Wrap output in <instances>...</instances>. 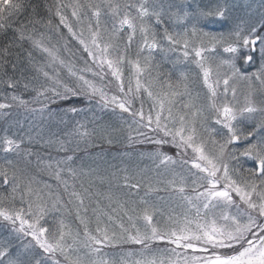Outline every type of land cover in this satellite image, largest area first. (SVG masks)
Masks as SVG:
<instances>
[{
    "label": "snow or ice",
    "instance_id": "obj_1",
    "mask_svg": "<svg viewBox=\"0 0 264 264\" xmlns=\"http://www.w3.org/2000/svg\"><path fill=\"white\" fill-rule=\"evenodd\" d=\"M54 7L59 24L92 62L83 71L92 72L101 81L110 75L119 95L109 96L103 87L78 74L43 43V35H27V26L22 24L17 29L20 39L27 38L46 53L49 66L59 63L75 78L69 86L55 69L49 72L38 66L37 79L42 77L39 86L26 83L25 89L32 87L33 100L40 103L41 111L51 104L82 97L88 103L96 100L103 107L128 113L141 137L134 142L150 145L146 154L156 169L171 177L157 180L155 186L149 182L147 191H160L163 185L183 211L165 214L151 200L141 199L120 207L129 226L121 223L119 232L101 227V216L106 215L101 211L93 231L80 214L84 198L73 189L70 197L75 201L70 198L68 203L76 204V218L83 231H73L63 219L57 223L53 218L49 224V214L60 211L63 202L57 197L49 203L33 188L32 179L5 155V163L0 165V219L11 225L18 239L30 237L22 243L25 251L42 250L34 264H264V96L259 102L254 98L256 91L264 92V16L258 23H237L227 32L216 33L205 30L202 21L228 19L227 7L220 4L189 11L187 6L170 3L167 12L150 5L148 0H57ZM23 11L21 0H0V31L13 27V18ZM51 25L50 19L48 26ZM173 25L182 27L177 31ZM55 31L59 33V26ZM137 36L136 57L130 58L129 49ZM177 52L180 55L172 61L174 66L189 63L199 69L207 88L206 104L197 102L198 95L192 96L183 73L181 80L173 83L171 74L160 71L154 54ZM257 55L259 68L250 74L242 72L238 62L242 61V66L254 65ZM239 81L249 86L243 103L237 97L235 85ZM257 81L259 88H254ZM5 83L8 88L17 86L12 80ZM145 95L151 102L147 113ZM138 99L140 107L134 109ZM11 100L18 106H29L15 94ZM11 107L13 104L0 102V110ZM66 111L76 113L81 109L69 106ZM77 135L87 138L83 125ZM21 143L4 135L0 137V153L19 154ZM165 146L176 149L175 156L165 152ZM64 159L71 161L72 156ZM178 169H186L196 178L189 183L184 171ZM68 171L72 173L71 168ZM55 175L60 179L59 170ZM124 181L130 190L142 187L135 177L126 175ZM64 186L67 192V181ZM108 220H112L110 215ZM140 220L144 222L142 227L135 223ZM128 244L141 246L139 259L112 261L98 255L106 247ZM154 244L163 246L159 254L152 250ZM12 247L10 240L0 242V264H33L32 259H22L20 252L13 253Z\"/></svg>",
    "mask_w": 264,
    "mask_h": 264
},
{
    "label": "rangeland",
    "instance_id": "obj_2",
    "mask_svg": "<svg viewBox=\"0 0 264 264\" xmlns=\"http://www.w3.org/2000/svg\"><path fill=\"white\" fill-rule=\"evenodd\" d=\"M30 1H28V4ZM35 1L37 2V0ZM45 1H47L46 4L48 6H45L37 16V18L43 19L44 22L41 20L28 23V21L26 23V34L35 38H40L43 35V43L56 51V54L66 64H71L78 74L82 73L85 78L92 80L98 87H103L109 96L113 94L119 95L118 88L110 75L101 81L98 77H94L92 72L83 71L86 66L92 65L91 60L83 52L82 46L72 39L67 29L59 24L58 17L54 15V6L57 2L51 3V0ZM61 1L62 3L69 2V0ZM82 2H85V0H82ZM96 2H99V0H96ZM120 2L136 3L138 0H120ZM148 3L157 8H163L165 12L168 11L170 3L187 6L189 11H196L197 7L201 9L214 8L217 4L226 6L228 9V19L209 18L212 22L202 21L205 30L216 33L227 32L237 23H258L261 17L264 16V0H148ZM50 8L51 11L49 10ZM28 10L26 7L22 13L24 16L23 23H25L26 19H34L30 17L29 12L27 14ZM68 14L70 17V10ZM50 19L52 25L48 26ZM165 22H168L167 16H165ZM73 24H75L74 21ZM56 26H59V33L55 31ZM76 27L78 28V26ZM173 27L179 31L182 26L173 25ZM6 35L14 36L19 43L16 46L18 60L24 61L25 64L22 66L21 73L13 75H16L21 82L24 83L29 77L36 79L38 73L35 71V68L42 66L49 72L55 69L59 72L61 79L68 83L69 86L75 83V78L69 76L66 68L61 67L59 63L49 66L50 58L47 54L36 49L27 38L20 39L17 30L9 28L6 31ZM126 40L127 37L125 36V42ZM138 41L139 37L137 36L129 49L130 58L136 57ZM154 55L155 61L160 63V71L163 74H171L173 83H176L181 80V74L183 73L187 76V81L185 82L188 84L192 96L194 98L197 95L199 96L198 103H207L205 98L207 88L203 85L202 75L198 74L199 69L194 64L178 63L174 66L172 61L176 59V56L180 55L178 52L167 53L166 56L160 54ZM85 61H87V65ZM238 64L241 65L242 72L250 74L259 68V56L257 55V62L254 65L242 66V61L238 62ZM15 72L16 70L13 69L11 73ZM128 77L129 73L126 69V86ZM8 80V75L3 70L0 73V85L2 86L3 84L8 87L7 83H5ZM14 81L17 82V86L13 88L12 95L15 94L24 98L25 94L20 90L18 80L15 79ZM110 81L113 82L110 83ZM235 86L237 88V97L243 103L244 96L249 92V86L244 81L237 82ZM181 87H183V83ZM253 87L259 88V82L257 81ZM261 96H264V92L256 91L254 98L259 102ZM33 97L27 94L24 98L25 101L29 102L27 108L23 106L17 107L10 96L6 98L4 96L3 98L4 102L13 104V107L0 110V137L7 135L22 143L19 154L0 153V165L5 163L4 156L7 155L18 169L23 170L26 176L32 179L33 188L38 190L49 203L57 197L63 202L64 207L60 211H53L49 214V224L52 223L53 218H55L57 223L63 219L65 223L72 227L73 231L77 229L81 232L83 231V225L76 218V204L68 203L70 198L75 201L74 197H70V192L73 189L84 198V205L79 209L80 214L88 221V227L93 231L97 226L96 218L101 215V211L106 213V215L101 216V219L104 221L101 227H109L110 230L119 232V225L121 223L129 226L130 222L127 217L122 216L120 207L121 205H129L133 201L138 202L141 199L151 200L165 214L173 211L179 214L183 211L179 206L178 200L172 197L169 192L163 190V185H160V191H147L149 182L155 186L157 180L166 181L171 177L156 169L152 159L146 154V149L150 148V145L134 142L141 139V137L137 134L138 125L134 123L133 118L128 113H120L119 109L113 110L111 107H103L96 100L88 103L82 97H74L72 101L68 102L51 104L47 109L41 111L40 103L34 101ZM229 99H231L230 94ZM150 103L145 95V113L148 112ZM69 106H75L81 109V111L76 113L67 112L66 109ZM139 107L140 100L138 99L133 108L138 109ZM81 125L88 132L87 138H81L77 135V130L80 129ZM122 146L126 150H122L119 153L118 151L120 150L117 148L122 149ZM163 150L169 155L175 156L176 154V149L170 146H165ZM69 155L72 156V160L65 161L64 158ZM57 162L60 163L57 164ZM187 167H190V165ZM69 168L72 169V173L68 171ZM58 170L60 171V179H57L55 175ZM178 171H184L189 183L196 178L188 175L186 169H178ZM192 171L195 170L193 169ZM126 175L130 178L135 177L136 181L141 182L142 187L139 191L125 188L124 177ZM64 181H67L69 185L67 192L65 191ZM108 215L112 217L111 221L108 220ZM135 223L138 227H142L144 224L142 220ZM5 240L11 241L13 245L12 252H20L22 259H32L33 264L35 259H40L39 254L42 250L36 248L25 251L22 248V243H27L30 237L24 238L23 241L18 239L16 234L12 232L11 225L1 219L0 242ZM122 246L125 247L124 252L118 250ZM122 246L106 247L98 255H102L105 259L112 261H129L140 258L139 252L141 246L134 245L133 251H130V244ZM162 248V245L158 246L154 244L152 246V250L157 254H159ZM129 252L133 255L129 256Z\"/></svg>",
    "mask_w": 264,
    "mask_h": 264
},
{
    "label": "trees",
    "instance_id": "obj_3",
    "mask_svg": "<svg viewBox=\"0 0 264 264\" xmlns=\"http://www.w3.org/2000/svg\"><path fill=\"white\" fill-rule=\"evenodd\" d=\"M28 1H30V0H28ZM28 1L27 0H21V2L24 4V10L27 7L29 9L27 11V14L29 12L30 17H33L34 19H31V20L26 19L25 23H23L22 21H23L24 16L21 14L18 18H13V21H12L13 27H11L12 29L17 30L18 27H20V25H22V24L26 25V23L28 21H29L28 23H32V22L34 23V22L41 21V20L43 21V19H41V18L39 19V18H37V16L39 15V12L45 8V6H48V4H46L47 1L37 0V2H38L37 3L35 0H31L29 4H28ZM34 2H36V4H34ZM50 2L55 3V2H57V0H51ZM60 2H62V1L60 0ZM30 4H32V5H30ZM51 7H52V4H51ZM8 30H9V28L6 31H8ZM6 31H0V57H2L3 61H4V62L0 63V73H2L4 70L7 73L9 80H12V81H14L15 79L18 80L20 90L22 91L23 94H25V97L27 96V94L30 96H35V92L32 90V87L25 89L24 85L27 83V84H30L31 86L38 87L40 80H42V77H40V80H38L37 78L35 79V78L29 77L27 81H24V83H25L24 84L23 82H21V80L16 75H13V74L21 73L22 66L25 63H24V61L21 62L18 60V50H17L16 46L19 43H18L17 39H15L14 36L6 35ZM5 49L7 50L6 54L4 53ZM7 56H8V58H7ZM13 66H15V67H13ZM13 69L16 70L15 73H11ZM12 91H13V88L8 89V87L4 86L3 84H2V86L0 85V101L4 102L3 101L4 96H5V98L8 96L11 97ZM24 98H22V99H24ZM14 103L17 107L20 108V106H18L16 104V102H14ZM98 140H101V139H98ZM107 147L110 148L109 146H107ZM104 148H105V146H104ZM111 148H114V147H111ZM117 149H119L120 151H118ZM117 149L116 150L119 153L122 150H126L123 146H122V149L121 148H117Z\"/></svg>",
    "mask_w": 264,
    "mask_h": 264
}]
</instances>
